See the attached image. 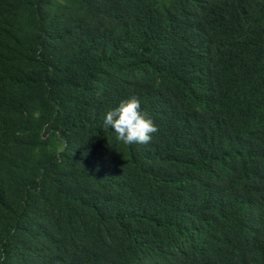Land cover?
I'll list each match as a JSON object with an SVG mask.
<instances>
[{"label":"trees","instance_id":"obj_1","mask_svg":"<svg viewBox=\"0 0 264 264\" xmlns=\"http://www.w3.org/2000/svg\"><path fill=\"white\" fill-rule=\"evenodd\" d=\"M106 27L113 37L96 48ZM252 76L264 77V0H0V264H116L108 243L142 248L167 237L133 214L171 210L178 220L197 208L188 175L209 156L244 158L194 133L207 127L211 137L234 117L263 120L264 104L244 100L255 94L242 88ZM132 96L178 132L160 128L154 159V143L125 146L102 126ZM260 134L249 125L227 138L264 159ZM229 211L227 251L264 226V194L236 193ZM257 249L248 264H264Z\"/></svg>","mask_w":264,"mask_h":264},{"label":"clouds","instance_id":"obj_2","mask_svg":"<svg viewBox=\"0 0 264 264\" xmlns=\"http://www.w3.org/2000/svg\"><path fill=\"white\" fill-rule=\"evenodd\" d=\"M113 34L109 27L104 29V33L94 34L95 47L99 48L105 40L111 39ZM81 39L82 36L75 50H80ZM203 63L212 69L224 63V60L216 62L205 60ZM245 83L242 88L255 93L245 95L246 103L256 107L264 104V77L252 76ZM213 90L212 84V92ZM194 94L195 97L200 94L203 104L208 98L209 90L202 87L199 81ZM249 125L263 136L264 119L258 120L247 116L224 121L216 127L211 137L208 136L207 127H199L195 131L197 134L194 133V137L202 141L215 138V142L219 143L222 151L226 153L230 150L238 151L244 158L239 161L234 160L232 163L225 159L224 155L209 156L208 164L204 160L199 170L194 172L195 174L188 175L193 178V182L189 185L191 188L188 189L189 193L193 194V202L197 208L181 212L178 220L174 219L171 210L166 216L157 215L156 209H150V211L145 209L144 213L141 211L133 214L134 217H138L137 222L142 219L151 220L150 227L157 230L165 229L168 235L156 240L151 246L144 245L142 248L130 239H121L117 245L108 243V247L103 249L107 251V254L112 255L113 260L116 259V264H180L187 257L194 259L196 264H220L218 260L224 259L228 264H248L249 260L254 258L253 255H257V252L262 253L257 248H262L264 251V226L256 228V231L245 239L242 248L226 250L234 241L228 223L229 208L236 193L264 194L263 157L254 152L252 155L244 144L227 138L229 133L244 130ZM102 126L105 130L110 129L115 139L125 146L143 148L141 145L150 143V145L153 143L157 145L156 148H150L146 156L148 159H154L150 155L156 156L162 148L160 139L156 138L160 128L165 127V132H171L175 138L178 133L172 131L174 127L171 121L166 120L162 124H156L142 113L141 102L135 96L121 101L117 107L108 110L103 116ZM47 136L48 134L41 133V137ZM182 151L188 153L186 149ZM155 160L158 161V159ZM255 160L260 161V166L256 165ZM224 161L228 162L225 167ZM179 207L177 205L174 208L177 210ZM203 209L208 212H202ZM133 216L130 215L127 219L133 222ZM116 251L118 253L115 255Z\"/></svg>","mask_w":264,"mask_h":264}]
</instances>
